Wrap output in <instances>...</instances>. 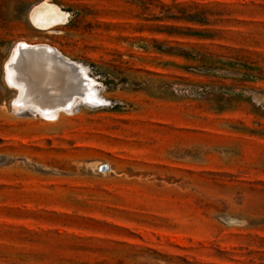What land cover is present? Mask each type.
I'll list each match as a JSON object with an SVG mask.
<instances>
[{"label":"rangeland","instance_id":"374dc122","mask_svg":"<svg viewBox=\"0 0 264 264\" xmlns=\"http://www.w3.org/2000/svg\"><path fill=\"white\" fill-rule=\"evenodd\" d=\"M41 1L0 0V264H264V0H49L52 31ZM19 42L104 106L20 112Z\"/></svg>","mask_w":264,"mask_h":264},{"label":"bare ground","instance_id":"6f19581e","mask_svg":"<svg viewBox=\"0 0 264 264\" xmlns=\"http://www.w3.org/2000/svg\"><path fill=\"white\" fill-rule=\"evenodd\" d=\"M70 15L49 0H42L30 12L35 28L52 31L67 25ZM8 86L16 91L14 103L22 113L56 120L73 112L80 99L99 106L96 81L80 63L48 44L19 42L5 66Z\"/></svg>","mask_w":264,"mask_h":264},{"label":"water","instance_id":"95a60500","mask_svg":"<svg viewBox=\"0 0 264 264\" xmlns=\"http://www.w3.org/2000/svg\"><path fill=\"white\" fill-rule=\"evenodd\" d=\"M106 169H108L107 166H106V167H102V170H103V171H106Z\"/></svg>","mask_w":264,"mask_h":264}]
</instances>
